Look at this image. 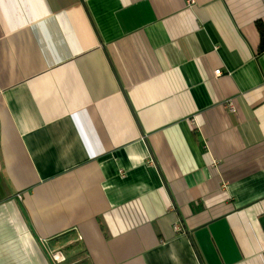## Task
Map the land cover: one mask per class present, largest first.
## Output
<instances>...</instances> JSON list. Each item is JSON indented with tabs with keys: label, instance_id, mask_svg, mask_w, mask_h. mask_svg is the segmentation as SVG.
Wrapping results in <instances>:
<instances>
[{
	"label": "crops",
	"instance_id": "obj_1",
	"mask_svg": "<svg viewBox=\"0 0 264 264\" xmlns=\"http://www.w3.org/2000/svg\"><path fill=\"white\" fill-rule=\"evenodd\" d=\"M262 30L264 0H0V264H264Z\"/></svg>",
	"mask_w": 264,
	"mask_h": 264
},
{
	"label": "built area",
	"instance_id": "obj_2",
	"mask_svg": "<svg viewBox=\"0 0 264 264\" xmlns=\"http://www.w3.org/2000/svg\"><path fill=\"white\" fill-rule=\"evenodd\" d=\"M189 2H191V4H192L193 0H189ZM221 73H222L221 69H217V70L215 71V74H216L217 76H218V75H221ZM229 108H230L231 111H233V112L235 111V107H234V105H233L232 102H229ZM55 258H56V260H58V261H63V260L65 259V256H63V254L59 252V253L56 254Z\"/></svg>",
	"mask_w": 264,
	"mask_h": 264
},
{
	"label": "trees",
	"instance_id": "obj_3",
	"mask_svg": "<svg viewBox=\"0 0 264 264\" xmlns=\"http://www.w3.org/2000/svg\"><path fill=\"white\" fill-rule=\"evenodd\" d=\"M262 39H263V42L261 44V50H264V30H262Z\"/></svg>",
	"mask_w": 264,
	"mask_h": 264
},
{
	"label": "water",
	"instance_id": "obj_4",
	"mask_svg": "<svg viewBox=\"0 0 264 264\" xmlns=\"http://www.w3.org/2000/svg\"><path fill=\"white\" fill-rule=\"evenodd\" d=\"M261 221H262V224L264 225V218H262Z\"/></svg>",
	"mask_w": 264,
	"mask_h": 264
}]
</instances>
